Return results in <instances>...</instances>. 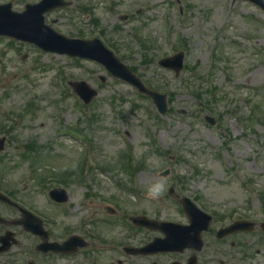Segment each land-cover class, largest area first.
I'll use <instances>...</instances> for the list:
<instances>
[{"label":"rangeland","instance_id":"374dc122","mask_svg":"<svg viewBox=\"0 0 264 264\" xmlns=\"http://www.w3.org/2000/svg\"><path fill=\"white\" fill-rule=\"evenodd\" d=\"M38 1L14 0L13 9ZM68 1L71 7L46 14V24L67 37L101 40L147 87L167 95L169 111L159 116L97 63L0 38V192L50 214L35 178L71 170L68 183L54 186L67 189L69 208L83 204L69 211L78 219L85 209L108 219L99 206L112 204L172 220L181 209L171 187L206 213L264 214V14L234 0ZM125 15L129 21L120 20ZM179 51L185 68L177 77L158 67ZM70 81H85L98 95L84 105ZM30 143L35 152L21 157ZM124 154L140 167L133 182ZM78 162L82 175L93 168L80 180ZM0 216L13 213L0 204ZM55 221L60 239L62 218ZM18 258L14 247L0 264H25Z\"/></svg>","mask_w":264,"mask_h":264},{"label":"flooded vegetation","instance_id":"af4514ba","mask_svg":"<svg viewBox=\"0 0 264 264\" xmlns=\"http://www.w3.org/2000/svg\"><path fill=\"white\" fill-rule=\"evenodd\" d=\"M124 20L129 21V17ZM67 196V204L60 205V207L48 205L51 207L50 214H44L32 204L29 205L33 214H39L45 219L42 218L44 220L42 221L50 241L61 240L59 242H62L65 240L62 238L75 235L81 238L86 246L76 252L64 255L37 252L35 247L39 243V239L31 235L30 239L34 242L33 252L26 251L21 246L26 238H19L28 236V234L18 226L14 229L18 240L16 244L19 252L18 261L22 260L20 255L23 257V255L31 253V262L35 264H264V230L261 228L264 215L262 214L239 215L236 218L228 214H212L208 221V228L200 235L202 246L199 251L194 250L193 247L197 243L189 238L185 243L191 248L173 253L143 254L135 251L144 248L150 241L161 237V235L147 228L134 227L130 221L132 218L130 211L119 209L116 214L115 210L113 216L108 217L110 215L106 212L105 207L100 205L99 207L108 219L89 216V209H85L86 214L83 212L78 219L70 216L68 211H74L75 208L83 206V204L77 202L69 208L70 195L68 191ZM15 212L19 219L21 214L18 211ZM118 214H121L119 222L116 220ZM137 215L143 216L147 213H138ZM37 217L40 218V216ZM150 217L156 221L167 220L156 214ZM60 218H62V238L53 240L57 236L54 221ZM172 221L182 226L189 224L187 216L182 213L176 215ZM236 221L250 222L252 226L229 235L221 234L222 230ZM197 224L198 228H202L204 220ZM122 228L124 230L120 232L119 230ZM152 234L154 236L150 238Z\"/></svg>","mask_w":264,"mask_h":264},{"label":"water","instance_id":"95a60500","mask_svg":"<svg viewBox=\"0 0 264 264\" xmlns=\"http://www.w3.org/2000/svg\"><path fill=\"white\" fill-rule=\"evenodd\" d=\"M249 1L260 6L264 10V0ZM67 5H69V3L63 2L62 0H43L37 5L26 6L25 11L21 14L11 13L10 9L4 10L0 8V36H8L19 41L33 43L45 52L59 55L65 54L71 58L95 61L101 64L115 78L127 82L139 92L149 96L156 106L157 111L160 114H164L166 112L165 96L146 89L140 80L123 66L99 40L69 39L44 25V13L53 8ZM182 60L183 55L178 54L163 59L159 61L158 64L161 67L174 70L176 74H178L182 69ZM70 86L86 104L96 96V91L91 89L85 82H72ZM0 149H2L1 143ZM0 199L9 202L8 199L2 195H0ZM183 205L187 210L196 211V208L187 199H183ZM0 222H3V220L0 219ZM8 236H10V234L0 239L2 243L0 252L10 248L11 244L9 243ZM154 245L155 244H152L151 246Z\"/></svg>","mask_w":264,"mask_h":264}]
</instances>
